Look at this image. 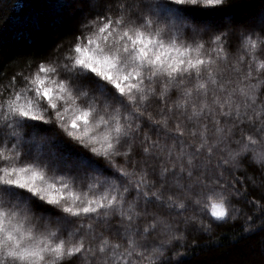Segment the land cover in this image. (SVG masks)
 <instances>
[{
    "label": "snow or ice",
    "instance_id": "1",
    "mask_svg": "<svg viewBox=\"0 0 264 264\" xmlns=\"http://www.w3.org/2000/svg\"><path fill=\"white\" fill-rule=\"evenodd\" d=\"M43 6L74 35L0 80V264H185L214 224L264 234V0ZM38 27L6 22L0 54Z\"/></svg>",
    "mask_w": 264,
    "mask_h": 264
},
{
    "label": "trees",
    "instance_id": "2",
    "mask_svg": "<svg viewBox=\"0 0 264 264\" xmlns=\"http://www.w3.org/2000/svg\"><path fill=\"white\" fill-rule=\"evenodd\" d=\"M46 0H0V29L10 22L16 30L28 32L33 22L39 27L33 39L14 40L9 37L11 47L0 54V80L6 82L19 68L14 61H20L21 67L27 60L41 57H55L58 44H67L73 38L72 23L65 17L62 28L51 30V19L56 9H46ZM233 5L228 11L237 15L251 13L259 9V0H230ZM27 71V69H25ZM39 211V209H37ZM241 221L214 224L211 237L198 236L196 245L189 247L191 255L185 258V264H264L261 236H250L237 240L240 235Z\"/></svg>",
    "mask_w": 264,
    "mask_h": 264
}]
</instances>
